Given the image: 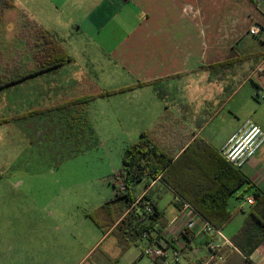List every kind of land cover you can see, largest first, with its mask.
Instances as JSON below:
<instances>
[{
  "label": "crops",
  "instance_id": "crops-1",
  "mask_svg": "<svg viewBox=\"0 0 264 264\" xmlns=\"http://www.w3.org/2000/svg\"><path fill=\"white\" fill-rule=\"evenodd\" d=\"M10 1L13 8L4 12L2 21L11 18L20 21L21 16L25 15L38 26L57 34V40L72 58L71 63L57 70H82L81 82H86L87 88L60 103L94 89H126L110 96L111 103L114 101L115 105L118 104L116 112L126 113L129 122L137 123L138 133L149 132L153 140L169 150L175 158L196 139L204 140L220 155L228 140L248 121L264 129V1ZM255 24L262 28L259 36L249 34ZM231 61L235 63L228 64ZM80 62L84 67L79 65ZM119 81L125 83L111 88L103 87L101 83ZM151 82H156L155 86L140 85ZM91 104L88 106V117L90 124H93ZM53 105L56 104L44 108ZM40 108L33 107L29 111ZM227 109L241 115L242 119L222 141L216 143L212 136L206 134V130L219 112ZM205 160L192 153L183 164L188 168L186 178L192 195L198 193V184H207L208 180L211 185L209 192L219 190L215 175L209 172L204 175L196 166L198 161ZM240 169L252 185L241 186L228 199L229 210L235 215L221 233L229 242L250 210L251 205L248 204L246 209L244 202L253 197L254 192L264 193V146ZM138 184H144V188L135 194L134 187ZM138 184L130 188L132 199L136 201L142 195L148 196L164 223L162 226L156 222L155 227L165 230L167 237H175L174 230L187 220L185 214L180 215L182 204H178L181 198L161 178L144 179ZM167 193L173 194L174 201L171 206L161 209L160 203ZM129 209L119 221L128 215ZM188 213L190 215L187 216L192 215V211ZM181 218V222H178ZM201 223L197 220L195 234H191L180 264H185L188 256L195 255L197 260L200 256H208L207 243L212 237L201 235L198 228ZM108 235L112 233L109 231L104 237ZM63 239L67 245L68 236L64 235ZM114 239L111 244L113 253L105 254L89 264H110L117 258L122 248L115 236ZM40 241L37 234L0 235V264H68V251H61L58 255L50 249V244L47 247L46 243H38ZM20 242L25 243L21 245ZM141 244L145 247L146 242L141 241L135 246ZM224 249L227 259L232 247L227 245ZM91 250L85 255L84 252L80 253L71 264L87 262ZM251 261L264 264V241L252 253Z\"/></svg>",
  "mask_w": 264,
  "mask_h": 264
},
{
  "label": "rangeland",
  "instance_id": "rangeland-1",
  "mask_svg": "<svg viewBox=\"0 0 264 264\" xmlns=\"http://www.w3.org/2000/svg\"><path fill=\"white\" fill-rule=\"evenodd\" d=\"M28 22L31 20L23 15L20 21L11 18L0 23V76L19 72V65L29 61L30 51L21 36ZM81 78V69L56 70L0 92V235L37 234L41 238L38 243L50 244L56 254L68 251V264L93 247L84 264L113 253L114 235L104 237L92 216L97 217L98 210L114 198L125 150L142 135L137 123L126 119V113L116 112L118 104L111 103V97L92 102L93 124L83 116L72 123L71 114L60 108L30 113L33 107L59 104L82 92L87 86ZM101 83L111 88L125 82ZM240 119L241 115L229 109L220 111L206 134L218 143ZM143 188L144 184H138L133 192ZM173 201V194L167 193L161 209ZM244 205L248 209L246 201ZM64 235L69 239L67 245ZM143 249L144 244L133 245L110 264H157L143 255ZM199 258L188 256L185 264L206 261Z\"/></svg>",
  "mask_w": 264,
  "mask_h": 264
},
{
  "label": "trees",
  "instance_id": "trees-1",
  "mask_svg": "<svg viewBox=\"0 0 264 264\" xmlns=\"http://www.w3.org/2000/svg\"><path fill=\"white\" fill-rule=\"evenodd\" d=\"M10 8H13V3L10 0H0V23L4 12ZM28 23L23 27L21 36L26 40L30 59L28 62H24L23 66L19 65V72L11 75L3 74L0 77V91L30 78L56 71L72 62L71 56L54 34L32 21ZM233 63L235 62H228V64ZM155 84L156 82H151L140 85L155 86ZM125 90L100 91L94 89L63 103L45 109L31 110L30 113L48 112L60 108L71 114L72 123L82 116L85 122H89L88 106L92 102ZM73 112L74 114H72ZM192 153L196 154L199 159H206L205 162L198 161L196 166L204 175L208 172L215 175L216 184H219L217 192H209L211 185L208 180L207 184H198V193L192 195L190 184L186 178L188 168L183 165ZM206 153L209 155L207 156ZM120 175L125 178L126 189L121 191L115 188V197L101 207L97 212V217L92 216V220L105 233L110 231V234L112 233L117 238L122 252L127 251L132 245H139V242L144 241L143 232L160 233L162 230L155 227L156 222H160L164 226V223L161 222V214L148 196L144 195L143 202L134 206L135 201L130 195V188L144 179L161 178L175 191L177 197L181 198L178 205L181 202L189 203L202 219L218 231L225 230L235 215L229 210V197L241 186L252 185L251 180L240 168L229 163L222 152L218 155L204 140L196 139L178 158H175L169 150L157 144L149 132H144L138 142L126 148ZM253 197L255 204L251 205L239 231L230 238L232 252L229 253L223 264H254L251 261V255L264 241V193L254 192ZM144 202L152 204L153 214H148L145 211ZM127 209H129L128 215L119 221Z\"/></svg>",
  "mask_w": 264,
  "mask_h": 264
},
{
  "label": "built area",
  "instance_id": "built-area-1",
  "mask_svg": "<svg viewBox=\"0 0 264 264\" xmlns=\"http://www.w3.org/2000/svg\"><path fill=\"white\" fill-rule=\"evenodd\" d=\"M256 2H262L264 0H255ZM262 32V28L255 24L250 30L249 34L252 36H259ZM264 146V129L258 124L248 121L245 125L234 134L226 143L222 150V154L225 159L233 166L241 168L244 163L253 158L260 149ZM118 187L116 188L124 191L125 178L120 174L117 178ZM144 195L140 196L135 202L134 206L143 202ZM247 203L253 205L255 203L254 197H249ZM144 209L148 214L154 213V208L150 202H144ZM182 209L180 215H184L187 220H183L185 223L181 224L179 229H175V237L165 234V230L159 232L145 231L142 234L143 240L146 245L143 249V255L151 257L155 262L159 264H180L184 249L187 247L191 234L194 233V229L197 227V220L202 223L199 225V231L203 236H211L212 240L207 243L208 256L206 261L202 264H223L226 260V253L224 251L225 246L231 245L230 242L222 235L221 231H218L206 222L202 217L192 208L189 203H182ZM192 211L191 216L188 212ZM182 218L178 222H181ZM142 221V220H141ZM187 221V222H186ZM195 222L196 224H194ZM175 227H177L175 225Z\"/></svg>",
  "mask_w": 264,
  "mask_h": 264
}]
</instances>
